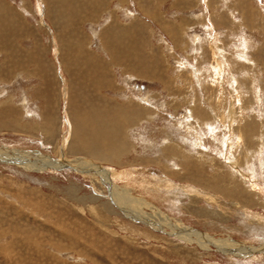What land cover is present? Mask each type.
Segmentation results:
<instances>
[{"label":"rangeland","instance_id":"1","mask_svg":"<svg viewBox=\"0 0 264 264\" xmlns=\"http://www.w3.org/2000/svg\"><path fill=\"white\" fill-rule=\"evenodd\" d=\"M116 131L133 147L112 161L69 150ZM0 150V264H264L230 245L264 246V0H0ZM73 159L162 230L106 212Z\"/></svg>","mask_w":264,"mask_h":264},{"label":"bare ground","instance_id":"2","mask_svg":"<svg viewBox=\"0 0 264 264\" xmlns=\"http://www.w3.org/2000/svg\"><path fill=\"white\" fill-rule=\"evenodd\" d=\"M160 7V6H159ZM5 14V13H4ZM149 14V13H148ZM3 50V49H2ZM33 62V61H32ZM143 99V98H141ZM146 102V101H145ZM148 102V101H147ZM141 103V102H140ZM145 106V105H143ZM139 107L144 111L146 109L142 108L141 104H139ZM147 111H149V109H147ZM142 114V113H141ZM135 116H137V114H135ZM122 117V116H121ZM138 118V117H137ZM89 121V120H88ZM93 121V120H92ZM139 121V120H138ZM76 122V121H75ZM94 122V121H93ZM114 123V122H112ZM14 124V123H13ZM11 124L10 122L9 123H6L4 124L7 128H15V125ZM87 125V124H86ZM111 125V124H110ZM17 126V125H16ZM52 127V126H51ZM112 131V130H111ZM50 132V131H49ZM114 132V131H113ZM123 132V130H122ZM121 132H118L116 131V135H115V139L113 138L112 140L110 138H108V135L110 136V134L107 135V137L105 136L104 134V137L101 136V137H98V138H94L92 140H90L89 142H85L86 144L84 145H69V150L71 151V153H75V152H78V153H83L84 155H89L91 157H93L94 159L97 160H101V161H112L113 159L115 158H119L121 157L120 155L124 152H128V150L130 151L129 148L132 149V145L133 143H128L126 140H124L123 137H121L120 134ZM123 136V135H122ZM86 137V136H85ZM90 139V138H89ZM87 140V138H86ZM85 140V141H86ZM114 140V141H113ZM114 142V144H113ZM83 144V142H81ZM174 147V145H172ZM61 150L64 149L63 147H61ZM4 150L5 152L7 151V149H2ZM173 150V148H172ZM18 151V150H16ZM4 152V153H5ZM8 152V151H7ZM3 152H1L0 150V160H6L5 159V154ZM26 155L29 153V152H25ZM13 154V153H12ZM17 154H20V152H18ZM24 154V153H23ZM18 155V160H15L16 161H8L7 162H11V163H15V164H20V165H23L24 168H26L27 170L29 169H37V170H41L43 167L42 165H46L44 164V162H42L43 164H40L41 162L38 161V163L36 161H32V160H27L26 158H28L27 156L25 157L24 155ZM38 154V153H37ZM11 155V154H10ZM9 155V156H10ZM36 155V154H35ZM42 155V154H41ZM40 155V156H41ZM63 155V154H62ZM65 155V153H64ZM63 155V157H64ZM7 156V155H6ZM14 156V155H13ZM17 156V155H16ZM30 156V155H29ZM176 154L174 152H167L166 154H164V157L167 159V160H170V159H178L177 157L175 158ZM37 157V156H36ZM35 157V158H36ZM49 157V156H48ZM13 158V157H12ZM40 159H46L47 157H39ZM66 158V157H64ZM180 159V158H179ZM43 161V160H42ZM56 161V160H55ZM73 160H70V162L72 164H64V163H60L58 160L57 162L59 163V167L57 168H63V166H71L72 168H74L75 170H83V171H86L88 172L91 169L94 170V173H96L100 178V180H98L100 182L101 185H104L107 189H109V196L108 198V201L105 202V201H101V203H103L104 205H102L101 207L103 209H105V211L109 212V213H112L113 216L117 215V210H119L121 213H123L124 215H126L129 219H132V221H138V222H143V223H147L149 225H151V227L155 230H162L161 228H159L158 226V223L163 222V221H166L167 216L166 214H163L159 208L157 207H154L156 208L157 210H155L154 212H150V213H147L144 211L143 207H144V202L142 201L143 199L141 198H136V197H133L130 193V191L127 189V188H121L118 186H116L114 184V181L112 180V176H111V171L108 170L107 168H102L101 166H99V164L97 163H93V162H90V160H86V163L85 162H82L83 164H85V167H80L79 165H77L76 163L73 162ZM46 163V162H45ZM55 162H53L54 164ZM247 163V162H246ZM249 163V162H248ZM247 163V164H248ZM234 166H235V163H233ZM242 164H244V161L242 162ZM232 166V165H231ZM22 167V166H21ZM49 167V166H47ZM233 167V166H232ZM237 168V167H236ZM241 170V169H240ZM92 172V171H91ZM241 172V171H239ZM12 184V183H11ZM17 184V183H16ZM75 184V183H74ZM73 184V185H74ZM72 185V186H73ZM147 185V184H146ZM70 186L69 187V192L70 193H74L76 192L77 189H75L77 186H74L72 187ZM101 187V186H100ZM64 188V187H63ZM68 188V187H67ZM18 190V189H17ZM24 190V189H23ZM22 191H20L21 193H16V197L19 198V199H22L21 202L23 203V205L25 207H29L31 209L30 206H33L37 209H41L43 210L45 213H50L51 210H50V206L46 204V206H43L42 205V199H38V197H35L34 198H30L27 199L23 196L22 194ZM25 191V190H24ZM67 191V190H66ZM102 191V190H101ZM148 192V191H147ZM11 193V192H10ZM68 193V192H66ZM69 193V194H70ZM33 194V193H32ZM64 194V193H63ZM74 196V197H73ZM72 196V200H75L76 202H79V204L81 203H86L87 202L90 204H87L89 206V208L91 209V211H93L94 213H101L102 211H98V207L99 205L97 206V203H98V197H95V196H85V195H73ZM76 196V197H75ZM68 197V195H67ZM71 197V195H70ZM88 197V198H87ZM31 199V200H30ZM35 199V200H34ZM46 199V198H45ZM105 199V198H104ZM34 201V202H33ZM47 201V200H46ZM76 202H74L76 204ZM78 204V205H79ZM9 206V205H8ZM148 206L150 207L149 203H148ZM152 206V204H151ZM81 207V205L79 206V208ZM14 209V208H13ZM24 209V207H23ZM69 209V208H68ZM82 209V208H81ZM117 209V210H116ZM10 210V209H9ZM65 210V209H64ZM114 210V211H113ZM34 211V210H33ZM104 211V212H105ZM40 212V211H39ZM38 212V213H39ZM103 212V213H104ZM23 214V213H22ZM35 214V213H34ZM41 214V212H40ZM24 215V214H23ZM34 216V215H33ZM44 217V216H43ZM163 217V219H161ZM24 218V217H23ZM47 219V218H46ZM48 221V220H47ZM131 221V220H130ZM36 223V222H35ZM44 223V222H43ZM54 224V223H53ZM42 225V224H41ZM49 225V224H48ZM61 225V224H60ZM166 225V224H165ZM55 226H58V228L60 227L58 225V223L56 222L55 223ZM62 228V227H60ZM88 229V228H87ZM68 232V231H67ZM67 232L65 231V234H67ZM170 233V232H169ZM183 233V232H182ZM40 234V233H39ZM64 234V235H65ZM179 235V233H178ZM201 235V234H200ZM204 235V234H203ZM72 234L69 233V236L71 238ZM205 236V235H204ZM31 238V237H30ZM28 241H31L32 239H30ZM77 238V237H75ZM188 238V237H187ZM204 238V237H203ZM37 239V238H36ZM43 240L45 239H41L40 242H43ZM52 239L49 237V239H47L46 241L47 242H50ZM206 240V238H205ZM226 240V239H225ZM33 241V240H32ZM38 241V240H37ZM190 241V240H189ZM188 241V242H189ZM209 241V240H208ZM213 241V240H212ZM231 240H229L230 242ZM36 242V241H35ZM198 242V240H197ZM220 242H223V241H220ZM217 241V243H220ZM227 242V241H226ZM210 243V241H209ZM216 243V244H217ZM204 244V243H203ZM211 244V243H210ZM225 244V243H224ZM51 245V244H50ZM231 246H233L232 248H234L233 250H237V252H235L236 254H242V255H246V253L248 254L249 251L247 252V250H253L254 252H263L264 251V246L263 247H255V248H246L244 247L243 245L241 244H238V243H230ZM219 246V245H218ZM222 246V245H221ZM229 246V245H228ZM224 247V246H223ZM246 251V252H245ZM245 253V254H244ZM118 260V259H117ZM120 262V261H119Z\"/></svg>","mask_w":264,"mask_h":264}]
</instances>
